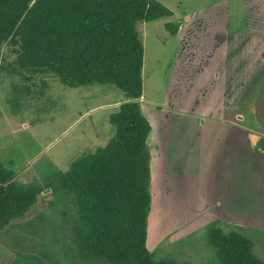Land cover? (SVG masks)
<instances>
[{"label":"rangeland","instance_id":"374dc122","mask_svg":"<svg viewBox=\"0 0 264 264\" xmlns=\"http://www.w3.org/2000/svg\"><path fill=\"white\" fill-rule=\"evenodd\" d=\"M158 1L173 15L137 26L144 48L142 94L161 100L164 93V78L158 77L157 67L164 70L168 49L175 48L178 42L169 36L170 42L164 39L167 35L164 24L178 27L185 14L198 13L205 30L196 45L213 51L224 37L231 65L230 81L234 87L238 82L239 89L230 99L236 106L240 94L243 102L238 108L240 125L254 131L248 137L252 146H256L254 135L264 136V0ZM217 5L220 8L214 9ZM13 51L14 47L8 43L0 46V164L14 172L18 185L37 186L43 192L23 218L12 219L0 230V264H69L66 255L69 231L64 224L72 216V202L66 193L47 188L48 182L79 156L107 143L114 133L108 117L116 111L115 103L123 102L125 97L114 85L69 87L48 73L30 74V80H25L11 69ZM255 80V90L249 92ZM143 101L142 113L153 121L155 111L147 108L146 99ZM202 101L205 102V97ZM234 113H230V118H235ZM170 128L179 132L181 127L171 125L168 131ZM198 130L192 125L182 127L180 133L186 140L181 146L183 166L175 173L176 186L163 198L167 208L151 200L147 219V249L157 258H167L176 264H218L205 235L206 225L217 212L249 218L253 208L258 206L261 210L264 205L258 167L263 177L264 173L260 162L245 151L246 141L241 140L235 154V147L231 153L233 144L228 149L232 141L219 142L218 124L206 123L202 132L197 133ZM154 133L155 128L150 135ZM148 142L153 197L162 169L152 152V136ZM220 185L225 202L215 197ZM178 221L182 228L175 230L171 226ZM221 224L250 238L255 243L254 252L264 260L263 228L239 222L221 221Z\"/></svg>","mask_w":264,"mask_h":264},{"label":"trees","instance_id":"16d2710c","mask_svg":"<svg viewBox=\"0 0 264 264\" xmlns=\"http://www.w3.org/2000/svg\"><path fill=\"white\" fill-rule=\"evenodd\" d=\"M171 15L158 0H0V46L14 47L16 75L30 80V74L48 73L69 87L110 84L125 97L108 117L114 133L107 143L48 182L72 202L64 224L69 264H176L146 247L151 125L139 104L144 48L137 29ZM165 28L174 34L177 27ZM41 192L18 185L0 164V230L23 218ZM205 235L218 264H264L250 238L218 219Z\"/></svg>","mask_w":264,"mask_h":264},{"label":"crops","instance_id":"0c3cea01","mask_svg":"<svg viewBox=\"0 0 264 264\" xmlns=\"http://www.w3.org/2000/svg\"><path fill=\"white\" fill-rule=\"evenodd\" d=\"M219 8L218 5L214 7V9ZM197 14L198 13L193 15L185 14L183 19L178 22V27L176 26L177 28L174 34L167 31L164 24L163 29L165 34H167L164 39L170 42L167 37L169 36L174 38V40L177 39V44H179L178 47L176 44L177 49L176 47L168 49L165 57L164 70L162 71L161 68L157 67L158 77L162 75V79L164 78V93L161 100L148 99L144 94H142L139 99L142 112H144L142 108L144 99L147 100V108L155 111L153 114V121L145 116L151 125L150 133L153 132V128H155L154 135H150L149 133L148 140L152 136V152L156 157L157 165H161L162 169L160 170L159 183L154 187V194L153 197L151 195V200L157 204L162 203L165 208L168 206L164 203L163 198L168 192H173L172 188L176 186L175 173L179 167L181 169L183 166L181 160L183 150L181 146L184 145L186 136L180 133L182 127L187 128L192 125L196 130L200 129L197 131V133H199L205 129L206 123L218 124L221 129V138L219 142L223 144V141H232L228 143V149H230L233 144V151H231V153H234L235 147V151L237 150L235 154H238L240 144L242 143L241 140H245L247 146L244 147L242 144L245 151L250 157L252 156V158H256L257 162H260V167L264 173V139L259 135H254L255 137L253 138L257 141V144L254 147L252 146L248 136L253 133V131L241 127L240 125L241 120L239 118L238 109L241 102V98L239 99L240 94L237 96L236 106H234L236 102L234 103L233 100L232 103L231 101L234 97V92L237 93L239 89L238 82H236V86L234 87V84L230 81L228 68L231 65L230 62H228L229 57L227 47H225V39L221 37L218 47L213 51L208 47L206 49L199 48L196 44L199 43V36L205 29L202 27V17ZM221 20L223 21V18H221ZM141 24L143 25L144 22ZM214 24V22L211 23L210 27L214 28ZM207 27L208 25L206 28ZM159 62L160 61L157 60L158 64ZM143 69L144 68H142V72ZM255 84L256 80L252 85L253 87H249V92L255 90ZM204 97L205 102L202 101ZM193 102L195 106L191 105ZM120 103L121 102L115 103V108H118ZM241 104H243V102H241ZM233 111L235 112V118H230V113ZM155 117L157 119L154 122ZM153 122L155 124H153ZM171 125H179L181 127L180 131L172 132L171 128L168 131ZM147 144H149V142ZM230 157H228V160ZM232 167H234L233 163ZM257 171L261 177L260 184L264 188V177L259 167ZM217 188H219V186H216V191ZM222 193L223 191L220 185V191L218 190V192H216L215 197L218 196L222 200ZM222 201L225 202L227 200ZM257 207L253 208L254 212H252V217L249 218L245 215H231L228 217L222 214L223 211L222 213L217 212L212 219H218L228 223H245L264 229V205L261 210ZM151 208H153V203ZM171 227L178 230L182 228V224L178 221ZM170 230L172 231L174 229L171 228Z\"/></svg>","mask_w":264,"mask_h":264},{"label":"flooded vegetation","instance_id":"af4514ba","mask_svg":"<svg viewBox=\"0 0 264 264\" xmlns=\"http://www.w3.org/2000/svg\"><path fill=\"white\" fill-rule=\"evenodd\" d=\"M254 132V131H253ZM256 133V132H255ZM259 136H261L263 139H264V136L261 134V135H259Z\"/></svg>","mask_w":264,"mask_h":264}]
</instances>
